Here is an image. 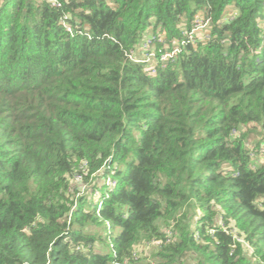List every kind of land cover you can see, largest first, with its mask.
<instances>
[{
    "label": "trees",
    "instance_id": "obj_1",
    "mask_svg": "<svg viewBox=\"0 0 264 264\" xmlns=\"http://www.w3.org/2000/svg\"><path fill=\"white\" fill-rule=\"evenodd\" d=\"M59 1L0 0V264H264V0Z\"/></svg>",
    "mask_w": 264,
    "mask_h": 264
},
{
    "label": "built area",
    "instance_id": "obj_2",
    "mask_svg": "<svg viewBox=\"0 0 264 264\" xmlns=\"http://www.w3.org/2000/svg\"><path fill=\"white\" fill-rule=\"evenodd\" d=\"M51 2L52 5L54 6H61V2L59 0H48ZM209 24V19H204L200 18L199 16L195 19V24L190 30H185L184 31V37L182 41L180 40H175L172 44L171 47H169L167 44L163 47L162 52L158 53L156 45L153 44V36H147L141 40L139 44H137L133 49L128 51L127 55L128 57L136 62H141L145 64L146 70L149 71L150 74H155L157 72V67L160 64H164L165 62L174 59L177 54L181 51V47L183 44H186V42H195L199 39L205 38L207 33H203L202 36H198L199 30L201 28H206ZM260 26L263 30L262 33V41H261V46H264V17H261L260 19ZM69 31H71V28H68ZM164 37H160L161 41L163 40ZM262 145V144H261ZM260 146V145H259ZM251 150V156L255 161L264 162L263 159H256V156L258 155H264V146H261L259 149H253V147H250ZM259 162H256L259 164ZM86 165V163H85ZM82 170L85 171L84 166L82 167ZM76 181H82L83 179V174L78 172L74 178ZM106 185L110 188H112L115 185V181L111 179H107ZM94 194L98 197H100L101 193L100 190H97L94 192ZM101 206V203H99ZM168 233H170L171 236V231L168 230ZM170 240V237L168 238ZM162 243V240H154L152 244L154 245H160ZM24 264H28L25 262Z\"/></svg>",
    "mask_w": 264,
    "mask_h": 264
},
{
    "label": "rangeland",
    "instance_id": "obj_3",
    "mask_svg": "<svg viewBox=\"0 0 264 264\" xmlns=\"http://www.w3.org/2000/svg\"><path fill=\"white\" fill-rule=\"evenodd\" d=\"M233 7H230L228 9V12L232 11ZM248 143H250V147H253V149H259L261 146H264V134L262 133L261 130H257L255 132H252L250 134V137L249 139L247 140ZM262 144V145H261ZM260 145V146H259ZM264 158V155H258L256 156V159H263ZM259 162V161H258ZM101 175L99 177H97L95 179L94 182L96 183H101L103 181V173H100ZM109 177V176H108ZM108 179V178H107ZM111 179V178H109ZM84 180L82 181H76L75 179H73V185L74 187H79L80 191L78 193V195H82V194H88V199H89V202H91V204L93 203H98V200L94 199L96 197V195L94 194V191H92L91 189V185L90 184H86L83 182ZM99 199V198H98ZM158 223H160V220H158ZM108 228L106 230H103V234L106 233V232H109L110 230L113 231V235H116V233L119 231L118 229L116 231H114L113 229L110 228V224L108 223ZM105 225L103 224L102 225V228L104 227ZM165 229L167 230H171V228H167L166 225H164ZM100 227V229H102ZM105 235V234H104ZM107 244L103 245V251L104 252H108L111 250V246H110V239L107 238ZM98 249H101V246L98 245L97 246ZM155 249L153 246H152V243L149 244V245H145L141 248H139L138 252H137V257L139 258H142V259H148L150 258V254L152 252V250ZM149 261V260H147ZM197 258L195 256H192V257H188L187 259V264H197Z\"/></svg>",
    "mask_w": 264,
    "mask_h": 264
},
{
    "label": "crops",
    "instance_id": "obj_4",
    "mask_svg": "<svg viewBox=\"0 0 264 264\" xmlns=\"http://www.w3.org/2000/svg\"><path fill=\"white\" fill-rule=\"evenodd\" d=\"M264 17V16H263ZM208 32V29L206 28H201L200 30H199V33H198V36H202L203 35V33H207Z\"/></svg>",
    "mask_w": 264,
    "mask_h": 264
}]
</instances>
